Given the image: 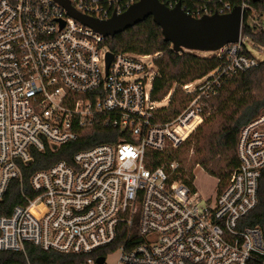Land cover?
<instances>
[{
    "label": "built area",
    "instance_id": "obj_1",
    "mask_svg": "<svg viewBox=\"0 0 264 264\" xmlns=\"http://www.w3.org/2000/svg\"><path fill=\"white\" fill-rule=\"evenodd\" d=\"M68 1L80 15L108 20L139 0ZM158 1L196 19L241 12L237 42L215 51L217 68L182 86L192 98L167 121L158 111L170 93L161 103L150 96L151 56L111 52L108 38L55 0H0V203L14 182L21 194L0 216V252L22 254L20 264H30L26 245L82 256L81 264L114 254L115 264H264L262 231L244 221L264 172V111L241 128L238 165L224 185L215 178L210 195L179 178L175 162L153 167L154 153L193 135L224 84L259 64L243 30L264 34V0ZM96 127L112 132L110 142L35 171L24 186L36 153Z\"/></svg>",
    "mask_w": 264,
    "mask_h": 264
},
{
    "label": "trees",
    "instance_id": "obj_2",
    "mask_svg": "<svg viewBox=\"0 0 264 264\" xmlns=\"http://www.w3.org/2000/svg\"><path fill=\"white\" fill-rule=\"evenodd\" d=\"M243 33L253 43L264 47L263 33L247 30H243ZM105 44L113 53L152 57L156 69L150 92L152 101L161 103L170 93L168 101L158 111L161 121L178 115L191 100L192 96L186 94L182 86L203 78L222 63L216 56L201 58L194 52H173L171 45L164 41L160 28L150 18L108 38ZM209 103L212 113L194 134L176 150L162 154L154 153L153 167H158L164 162H175L178 164L177 176L190 182L193 179L194 166H199L224 185L229 174L238 165L236 144L241 128L264 111V61L224 84ZM109 134H112L109 129L92 128L81 132L76 142L57 152L36 153L33 163L24 175V186L28 185L29 176L35 171L58 161H69L79 150L110 142L107 139ZM192 139L194 156L188 158ZM20 201V188L14 182L0 203V216L8 215ZM244 221L246 225L258 227L264 236V172L259 184L258 204ZM26 255L30 264H81L84 261L82 256L45 252L31 245H26ZM25 262V257L20 253L0 252V264Z\"/></svg>",
    "mask_w": 264,
    "mask_h": 264
},
{
    "label": "water",
    "instance_id": "obj_3",
    "mask_svg": "<svg viewBox=\"0 0 264 264\" xmlns=\"http://www.w3.org/2000/svg\"><path fill=\"white\" fill-rule=\"evenodd\" d=\"M55 1L64 7L70 17L106 38H112L150 18L175 53L215 52L227 44L236 43L239 36L241 12L237 6L226 15L196 19L185 14L179 5L170 9L158 0H139L121 15L97 20L77 13L68 0ZM111 57L109 53L106 55L107 65ZM97 264H103V259H98Z\"/></svg>",
    "mask_w": 264,
    "mask_h": 264
},
{
    "label": "rangeland",
    "instance_id": "obj_4",
    "mask_svg": "<svg viewBox=\"0 0 264 264\" xmlns=\"http://www.w3.org/2000/svg\"><path fill=\"white\" fill-rule=\"evenodd\" d=\"M247 49L253 55L255 60L259 63L264 61V47L257 45L247 39L245 41ZM198 57L201 58H209L216 55L215 52H194ZM148 68L155 70L152 59H148L144 61ZM149 79L152 78V74L149 75ZM197 85V84H195ZM166 103L160 104L159 107L164 106ZM212 113V112H210ZM194 134V133H193ZM191 141V148L187 154L188 158L194 156L193 154V139ZM193 185L195 189L202 195L208 196L214 192V188L216 187L215 178L209 176L201 167L194 166L193 170ZM117 258V254L111 255L107 258L106 264H115V259Z\"/></svg>",
    "mask_w": 264,
    "mask_h": 264
}]
</instances>
